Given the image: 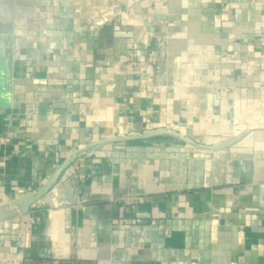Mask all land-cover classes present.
<instances>
[{"label": "crops", "instance_id": "crops-1", "mask_svg": "<svg viewBox=\"0 0 264 264\" xmlns=\"http://www.w3.org/2000/svg\"><path fill=\"white\" fill-rule=\"evenodd\" d=\"M107 2L118 16L100 26L65 6L46 15L0 110V201L118 133L166 127L196 145L96 146L0 222V264H264V0Z\"/></svg>", "mask_w": 264, "mask_h": 264}, {"label": "water", "instance_id": "water-1", "mask_svg": "<svg viewBox=\"0 0 264 264\" xmlns=\"http://www.w3.org/2000/svg\"><path fill=\"white\" fill-rule=\"evenodd\" d=\"M29 1L32 0H0V110L14 107L19 95L22 64L26 60V53L31 49L37 34L47 27V14L44 13V8L31 4ZM114 28L117 32L122 29L118 24ZM130 35L131 32H129ZM211 101V107L218 105L219 96L215 95ZM160 136H171L187 144L196 145L192 138L166 127L118 133L108 140L92 142L73 152L63 162L59 163L55 173L42 186L8 202L1 203L0 222L30 213L33 205L50 193L62 174L77 159L84 157L96 146ZM235 141L236 138H231L208 146V148L218 150Z\"/></svg>", "mask_w": 264, "mask_h": 264}, {"label": "rangeland", "instance_id": "rangeland-1", "mask_svg": "<svg viewBox=\"0 0 264 264\" xmlns=\"http://www.w3.org/2000/svg\"><path fill=\"white\" fill-rule=\"evenodd\" d=\"M44 4L41 7L44 8V13L50 16V19L54 20L57 16L58 7L65 6L67 10L73 14V16L80 17L88 20L94 24L104 23L108 17H116L111 8H108L107 0H42ZM106 1V2H105ZM40 5V4H38ZM107 5V6H106ZM71 7L73 8L72 11ZM113 13V14H112ZM129 18L127 14H124V21ZM43 32V31H42Z\"/></svg>", "mask_w": 264, "mask_h": 264}, {"label": "built area", "instance_id": "built-area-1", "mask_svg": "<svg viewBox=\"0 0 264 264\" xmlns=\"http://www.w3.org/2000/svg\"><path fill=\"white\" fill-rule=\"evenodd\" d=\"M112 14H113V13H112ZM112 18H113L112 16L106 18L104 23L110 21ZM104 23H98V22H96V25H97V26H100V25H103ZM260 45L264 48V39H262V40L260 41ZM149 60H151V61H153V62H156V61L158 60V55H157V53L154 52V51H152V52L150 53V55H149ZM247 61H248V60L244 59V63H246ZM249 62H250V63H251L256 69H258V68L261 67V63H260L259 61H256V60H250V59H249ZM243 71H244V72H247V69L244 68ZM131 200H132L131 198H125V199H124V202L127 203V204H129V203L131 202ZM1 203H2V202L0 201V204H1ZM25 264H59V261H55V260H54V261L41 260V261H38V262L27 261ZM69 264H81V263L79 262L78 258H76V257H72V258H70V260H69Z\"/></svg>", "mask_w": 264, "mask_h": 264}, {"label": "flooded vegetation", "instance_id": "flooded-vegetation-1", "mask_svg": "<svg viewBox=\"0 0 264 264\" xmlns=\"http://www.w3.org/2000/svg\"><path fill=\"white\" fill-rule=\"evenodd\" d=\"M29 3L36 4L37 6L41 7V5L44 4V1H42V0H32V1H29ZM38 4H40V5H38ZM46 20H47V18H46Z\"/></svg>", "mask_w": 264, "mask_h": 264}]
</instances>
